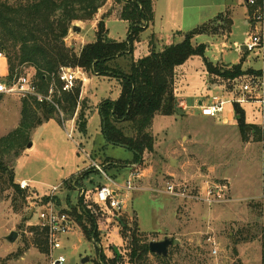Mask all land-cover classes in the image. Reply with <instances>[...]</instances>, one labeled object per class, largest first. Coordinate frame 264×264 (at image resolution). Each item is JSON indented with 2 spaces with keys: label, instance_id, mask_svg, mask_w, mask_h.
Returning <instances> with one entry per match:
<instances>
[{
  "label": "rangeland",
  "instance_id": "obj_1",
  "mask_svg": "<svg viewBox=\"0 0 264 264\" xmlns=\"http://www.w3.org/2000/svg\"><path fill=\"white\" fill-rule=\"evenodd\" d=\"M156 3V16L149 28L141 31L132 42V53L109 64L113 77L86 74L88 83L77 86L81 93L74 117L69 120L63 112L65 117L62 119L55 111L53 119L32 131L34 146L21 154L15 162V171L18 182L27 180L36 191L25 190L30 196L18 210L12 203V191L0 200V264H50V248L48 253H41L34 241V231L39 228L38 213L52 202L59 210L71 211L73 219H76L75 215L81 212V196L77 189L66 190L64 183L71 180L67 184L73 185L77 178L86 176L87 172L76 174L91 166L87 154L103 167L116 184L124 186L131 180L137 186L136 191L123 190L118 194L117 200L125 201V204L120 212L113 214L126 218L133 227L135 222L144 236L141 239L143 242H160L165 238L179 240L181 249L169 248L168 255L171 253L173 264H264V136L262 142L256 143L253 138L247 139V142L240 134L238 124L233 126L232 122L222 121L228 113H234L232 103L227 104L216 118L205 117L199 110L200 102L208 104L215 96L230 101L246 98L242 87L248 83V78H242L238 86L230 82L219 84L223 81L210 78L206 73L203 59L193 57L177 69L178 111L174 116L155 117L151 130L155 138L154 151L144 155L141 165L128 162L134 158L132 151L110 145L105 139L100 105L107 100L117 101L122 90L120 79L114 76L131 74L135 65L150 56L152 37L157 38L155 45L158 49L176 44L182 41L183 33L219 13L203 9L207 12L193 14L190 9H182V0H170L168 7L164 0ZM205 4L207 2H203ZM102 9L92 21L83 25L74 23L73 27L77 26L79 30H70L66 44L76 54L86 44L96 41V25L105 16L107 41H128L131 24L120 18L122 7L109 0ZM244 12L245 8L238 7L234 14L233 31L227 40L201 35L194 42L209 43L206 57L220 66L242 63L244 69H262L261 79L264 76V52L243 54L237 47L244 46L254 32L258 33L251 24L245 23ZM162 13L163 17L160 16ZM223 43L227 48L221 52ZM21 71L20 76L28 75L39 80L30 66H22ZM6 72L5 60L0 61V77L6 76ZM209 84L217 85L208 88ZM254 95L255 99H264V87ZM23 102L38 112L39 108L31 98L21 99L12 95L0 98V138L6 137L20 124L18 105L22 107ZM181 102L186 109L180 107ZM241 106L246 113V123L262 129L264 135V106L254 100ZM124 130L132 133L130 125H124ZM132 173H139L141 177L136 179ZM207 182L227 185L226 196L230 201L208 206L200 201L183 200L165 193L167 183H171L186 187L194 196L199 195L206 189ZM17 184L20 187V183ZM100 184L114 188L98 172L90 174L85 188L90 191ZM55 187H59L58 191L51 194ZM46 198H49V203H46ZM84 206L90 211L96 208L98 212L100 241L97 247L84 237L75 220L72 230L61 237L62 248L53 252L54 259L63 256L66 259L64 264H99L101 256L107 260L115 257L114 248L127 257V247L120 237V223L112 218L108 220L106 214L91 202H86ZM261 210V223H255L254 216ZM82 221L91 231L88 220L83 218ZM251 227L256 229L246 233L244 238L252 237V240L241 242L244 238L234 235ZM13 231L19 236L14 243H9L6 237ZM213 241L219 252L216 257L212 255ZM124 264L130 262L126 260ZM148 264H160V261L151 255Z\"/></svg>",
  "mask_w": 264,
  "mask_h": 264
},
{
  "label": "trees",
  "instance_id": "obj_2",
  "mask_svg": "<svg viewBox=\"0 0 264 264\" xmlns=\"http://www.w3.org/2000/svg\"><path fill=\"white\" fill-rule=\"evenodd\" d=\"M108 1L0 0V51L7 57L8 80L19 77L22 73L21 67L25 65L35 70L42 84L48 80L49 74L56 73L61 67H79L87 74L113 77L109 64L132 53V42L141 31L148 29L154 20L155 0H114L117 6L122 7L120 18L131 24L128 41H107L105 16L97 25L96 41L86 44L81 52L76 54L66 44V38L74 23L92 21ZM231 26L232 22L228 16L220 15L183 33L182 42L165 45L160 49L155 45L157 38L152 37L150 56L135 65L131 74L120 73L121 75L114 76L120 79L122 86L119 99L115 102L107 100L100 105L103 132L107 143L132 151L134 153L132 164L141 165L144 155L154 151L155 138L151 130L155 117L174 116L178 111L177 69L193 57L203 59L205 71L210 78L230 82L233 85L238 86L242 78L260 76V72L252 69L243 70L242 63L234 66L214 64L206 57L207 46L194 42L195 38L201 35L220 36L222 33L230 32ZM157 42L159 44V41ZM80 93L77 87L73 93L62 98L61 108L69 120L76 114ZM32 101L39 108L38 112L29 107L27 102H23L19 126L6 137L0 138V200L8 191H12L15 210L26 204L30 196L25 190L20 189L16 182L15 162L32 143V131L45 121L53 119L55 114V110L38 104L34 99ZM234 113L242 136L246 139L254 133L256 141L262 142L264 136L262 129L251 127L252 132H246L249 125L246 123L245 110L240 104H234ZM124 125H130L131 134L125 132ZM93 172L97 171L87 170L86 176ZM82 180L83 177L77 178L73 185L67 184L71 180L65 181L66 190H76ZM49 202V198H46V203ZM84 204V197H80L81 212L75 215V220L80 225L84 237L96 246L100 241L96 217L98 212L96 208L94 211L88 210ZM66 211L73 219L71 211L70 213ZM254 217L255 223H261L263 211H259ZM83 218L88 220L91 231L83 223ZM118 220L120 236L127 247V257L124 255L119 257L116 254L113 259L107 260L101 256L99 264H124L126 260L130 264H148L151 255L157 258L160 264H173L171 253L167 257L150 253L149 243L141 240L144 236L135 222L133 227L126 218H118ZM255 229L256 227H251L239 230L234 235L244 238L246 233H251ZM34 232H36L34 238L36 246L41 253H48L46 231L39 227ZM252 239L254 238H244L241 242ZM181 246L176 245L173 249L179 250Z\"/></svg>",
  "mask_w": 264,
  "mask_h": 264
},
{
  "label": "built area",
  "instance_id": "obj_3",
  "mask_svg": "<svg viewBox=\"0 0 264 264\" xmlns=\"http://www.w3.org/2000/svg\"><path fill=\"white\" fill-rule=\"evenodd\" d=\"M245 4L250 10H252L249 22L258 33L254 32L252 37H250L243 46V49L238 47V50L246 53H256L257 51L264 52V0H245ZM4 60H7L6 55L0 51V61ZM86 74L87 73L79 67H61L56 73L47 76L48 80L44 82L45 84H42L43 82L35 80L28 75H21L13 80H8V75H6L0 77V95H12L21 99L32 98L39 104L58 111L63 119L65 117L61 108L63 96L73 93L79 84H81V86L87 84L88 79ZM263 78L264 76L261 79L259 76H252L249 78L248 83L243 85L242 94H245L246 98L243 97L238 100L230 101L215 96L208 104L200 102L199 110L201 111V114L205 117L216 118L224 111L227 104L232 103L233 105H242L250 100H254L256 103L264 106V99L260 97L255 99L254 95V92L259 93L260 89L264 87ZM180 107L186 109V105L183 102L180 103ZM223 118L222 121L226 123ZM70 136L71 134H69V137ZM89 169L96 170L109 183H111L114 188L105 184H100L93 190L87 191L86 188L79 187L77 190H79L80 196L84 197L85 203L91 202L92 205L100 208L101 211L106 214L107 218H109L108 220L112 218L117 221L119 217L113 213L120 212L125 204V201L117 200L118 194L123 190L136 191L138 189L137 186L134 185L131 180H128L127 184L124 186L116 184L110 177H108L103 167L92 159L91 166L87 170ZM132 176L137 179L141 177V174L132 173ZM20 187L22 190L30 189V185L25 181L20 183ZM58 189L59 187H55L51 194H54ZM227 189L228 187L225 184H207L203 193L194 196L189 193L188 189L184 186H176L167 183L165 193L183 200L189 199L200 201L208 206H214L230 201L226 196ZM38 222V226L47 233V241L52 256L50 264H64L66 259L63 256L54 259L53 252L62 248L61 237L72 230L75 221L68 213L59 210L52 204V202H50L44 211L38 213ZM212 245V255L216 257L219 253L217 244L213 241Z\"/></svg>",
  "mask_w": 264,
  "mask_h": 264
},
{
  "label": "crops",
  "instance_id": "obj_4",
  "mask_svg": "<svg viewBox=\"0 0 264 264\" xmlns=\"http://www.w3.org/2000/svg\"><path fill=\"white\" fill-rule=\"evenodd\" d=\"M156 1H158V0H155L154 1V16H156V11H157V3H156ZM195 2V3H193V4H187V2ZM209 1H211V2H209ZM164 2L165 3H167V7H168V4L170 3V0H164ZM203 2H207V4H205V5H203ZM167 7H165V8H167ZM182 9L183 10H186V9H190V10H192V11H194L193 12V14L194 13H198V15L199 14H201V13H206L207 11H209V9H213V10H216L217 12H219L218 13V15H216L214 18H211V19H209V20H207V21H205V22H202V23H200L199 25H201V24H204V23H207V22H209V21H211V20H214V19H216L218 16H220V15H226V16H228V18L231 20V22H232V26H231V30H230V32H226V33H222L219 37H216V36H212V37H214V38H216V39H228L229 37H230V35H231V33H232V31H233V26H234V14H235V12L237 11V9H238V7H243V8H245V12H244V21H245V23L246 24H250V22H248L249 21V17H250V10H249V8L246 6V4H245V0H182ZM204 7V8H203ZM104 8V7H103ZM203 9H207V11L205 12ZM102 10L103 9H100L99 10V12L101 13L102 12ZM222 10V11H221ZM168 11V10H167ZM100 14H98V16H99ZM166 15V14H165ZM161 17H163L164 16V13H162L161 15H160ZM80 23V25H83L84 24V22H79ZM199 25H197V26H199ZM97 26V25H96ZM207 36H209V35H207ZM199 37V36H198ZM211 37V36H210ZM197 38V37H196ZM195 38V39H196ZM182 41H183V39H182ZM182 41H179L178 43H180V42H182ZM195 41V40H194ZM196 43V42H195ZM177 44V43H176ZM196 44H198V43H196ZM210 44L209 43H207V49H208V46H209ZM235 46H237V44L235 43ZM164 46H162V48H163ZM237 47H241L242 49H243V46H237ZM159 48H160V46H159ZM227 48V46H226V44H222L221 45V52H223V50L224 49H226ZM245 52L243 51V54H244ZM245 54H247V53H245ZM5 62H6V64H7V72H6V75H8V62H7V60H5ZM214 63V62H213ZM215 64V63H214ZM225 66H227V65H225ZM250 69H252V70H254V71H257V72H260L262 69H260V70H255V69H253V68H249V69H244L243 68V70H245V71H247V70H250ZM225 82H220L219 84H224ZM215 85H217V84H212V85H208V88H212V87H214ZM18 107H19V109H20V115H21V111H22V107L20 106V105H18ZM51 109V108H50ZM223 119H225V122L226 123H230V122H232L233 123V126H235L236 124H238V122H237V119H236V116H235V114L234 113H228L227 114V116L226 117H224ZM48 122V121H47ZM72 122V121H71ZM249 125V124H248ZM19 126V125H18ZM250 126V127H249ZM247 128H246V132L247 133H250V132H252V126L251 125H249ZM249 130H250V132H249ZM239 131H240V129H239ZM240 134H241V132H240ZM242 135V134H241ZM254 135V133H252L250 136H248V138H244L243 136V139L244 140H249V138H253V140L256 142V143H258L257 141H256V139H255V137L253 136ZM248 140H247V142H248ZM249 144H251V143H248V145ZM32 145H33V143H32ZM34 146V145H33ZM32 146V147H33ZM29 150V148L27 149V151ZM87 156L88 157H90L92 160H93V158L90 156V155H88L87 154ZM134 159V158H133ZM94 161V160H93ZM128 162H131V161H128ZM128 166V165H127ZM130 166V165H129ZM128 166V167H129ZM87 169L88 168H86V169H84V170H82V171H78V173L76 174V175H80L81 173H83V172H87ZM83 177V180H82V182L80 183V187H83V188H85L86 187V185H85V182L88 180L89 181V179H90V175H88V176H82ZM17 181V180H16ZM23 181H25V182H27L29 185H30V182L29 181H27V180H22L21 182H23ZM21 182H18L17 181V183H21ZM207 184H210V183H205V185H206V187H207ZM30 189H32L31 188V186H30ZM33 191H36V190H34V189H32ZM204 191H205V189H204ZM117 222H119V220H117ZM121 237V236H120ZM123 243V242H122ZM114 252L119 256V257H121L122 255H124V254H122V252H121V250H119L118 248H114Z\"/></svg>",
  "mask_w": 264,
  "mask_h": 264
},
{
  "label": "water",
  "instance_id": "obj_5",
  "mask_svg": "<svg viewBox=\"0 0 264 264\" xmlns=\"http://www.w3.org/2000/svg\"><path fill=\"white\" fill-rule=\"evenodd\" d=\"M74 31H77L79 30V28L77 26H74L72 28ZM32 143L28 145V148H32ZM33 213H34V210L31 212V215L30 217L33 216ZM18 233L13 231L9 234V236L6 237V240L9 242V243H14L17 238H18ZM180 242L179 240H171L169 238H165L163 241H160V242H150L149 243V249H150V253L151 254H156L158 256H161V257H167L168 256V253H169V248L171 246H176L178 245Z\"/></svg>",
  "mask_w": 264,
  "mask_h": 264
}]
</instances>
